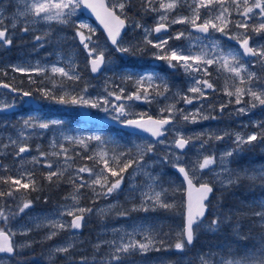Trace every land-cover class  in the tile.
Wrapping results in <instances>:
<instances>
[{
  "label": "snow or ice",
  "instance_id": "6c2138e0",
  "mask_svg": "<svg viewBox=\"0 0 264 264\" xmlns=\"http://www.w3.org/2000/svg\"><path fill=\"white\" fill-rule=\"evenodd\" d=\"M4 0H0V7H2ZM159 3V7H157ZM187 4L191 12L189 16H176L175 10ZM15 7L16 12L12 16L6 17L4 13L9 9ZM233 8L236 15L240 17L238 21L231 19L233 15ZM136 0H7V8L0 10V46H11L13 43L12 33L19 27L21 19L25 22V26L20 29L21 32L27 33L32 31L30 26L40 24H51L55 21L58 24L65 25L75 29L72 39L79 38V44L83 47L87 54L88 66H90L91 73L96 74L101 72L113 63L111 57L114 53L123 56H138L145 55L151 49L154 59L165 61L167 66L173 71L183 70L189 77H191L192 84L188 88V92L193 95L189 96L187 93L182 94L177 91L172 97L179 98L177 102L182 101L185 105H192L194 102L200 103L202 107L197 108L193 113H187V109H178L175 103L168 104L161 109L162 118L154 119L152 116L141 115L135 119L128 118L132 115V105L125 103V101H140L151 103L157 96H162L166 100L169 99L165 94L169 92L170 85L165 77H163L154 68L138 70L132 68L110 69L116 72L118 78L126 83L131 82L135 86V91H128L123 86H117L112 91L107 92V96L92 97L88 94V88L85 86L80 91L73 88L72 92L64 95L55 96L51 94L50 90L41 88L39 91L45 99L54 100L61 105H72L79 108L98 109L107 113L112 119L133 130L148 133L151 141L146 143L136 144V153L133 155L131 151L124 152L117 148L111 147L115 142L111 137H106L100 132L77 133L74 135L64 134L63 140L69 143H76L88 148L90 142L95 141L100 146V150L94 153L93 156H88V160H94L96 164L101 161L103 167L99 170L96 167L81 166L76 169L75 173L70 174L68 182L74 186V191L70 193L72 198V205H64L63 211L59 212L58 216L72 217L70 223L62 221L61 219L45 217L47 227L51 231L47 234L45 239H52L58 234L59 230L69 229L73 232L80 230L85 219L84 214L93 211V208L78 207L79 193L83 188H91L93 196L108 199L113 193L121 191L122 185L126 179L125 173L129 168L135 165L134 172H143L147 177L146 188H138L133 185L132 192H139L141 199L140 205H134L133 210L149 211L155 210L156 207L170 209L173 207L165 197L167 189L158 181L149 170L150 165L145 161V157L149 154H155V145H165V155L163 158H158L159 163L171 164L176 171L181 174L183 181L188 186V199L185 212V225L183 232L180 233L181 239L175 243L174 247L177 251H183L185 248V241L187 245H191L194 240L195 232L203 224V217L209 210V198L213 193V185L208 182L200 183L199 187H195L193 180L201 178L205 170H212L211 166L216 163L215 154L203 155L202 161L199 156L203 154L206 143H201L197 152V159L194 161L185 162L183 160L185 150L191 145L192 138L185 137L183 133L175 127L174 119L177 114L183 116L184 121L195 123L197 117L202 119L215 118L208 115H200L203 112V100L208 97V90L216 91L214 83L211 82L212 73L210 69L213 66L217 67V71L226 72L230 78L239 81V85L233 84L235 91L225 89V95L229 97L228 103L231 104L232 97H235V104L241 105L244 103V97L248 96L251 99L247 101L251 107H256L257 104L264 106V76H258L256 73L249 71L247 62L244 57H253L256 62L260 64L262 71H264V44L257 46L251 43L253 37L251 33L257 36L264 37V0H173V2H164V0H140V10L145 14L154 13L157 16L156 24L153 28L147 27L141 20L136 19ZM89 10L100 25L103 26L106 33V40L101 41L96 35V28L83 19H78V13ZM175 16V18H173ZM255 17H259L260 22L257 24L250 23ZM7 21V22H6ZM233 23L235 28L243 31L233 34L231 31ZM172 24L190 25L193 32L179 31L175 36L167 35L169 27ZM128 29H132L133 36L125 39L128 34ZM85 30L87 34H85ZM164 33V36L160 34ZM219 33L229 40H234L242 49V53L235 48H228L225 50L221 41L214 35ZM49 35L46 31L43 36H35L34 41L39 42V47L45 46V37ZM155 36V40L153 39ZM186 39L189 41L187 46H174L170 43L172 40L179 41ZM109 44L111 48H109ZM54 63L51 66L33 65H14L11 66L12 72H20L23 74L35 73L46 74L50 71L53 75L58 74L60 77H67L70 81H78L82 77L78 74L77 69L73 66L71 70H66L63 66H58ZM7 75V70H2ZM195 74V75H193ZM30 82L35 83L31 80ZM114 83V81H113ZM0 88L10 89L11 92L17 93L21 99L19 103L23 104L24 97L32 98L31 91L19 90L8 83L0 82ZM155 93V95H153ZM114 97L113 99H109ZM119 102V103H116ZM17 100L13 98L11 103L0 102V113L11 112L15 109ZM228 105L221 103L220 111ZM208 107H213L208 105ZM116 115L113 116L112 113ZM167 115H163L164 113ZM238 114H246L248 108L241 106L236 109ZM86 115V113H85ZM63 121L42 119L37 114H30L27 119L23 120V125L18 129L16 125H12L16 129V134L7 137V143L0 142V153L13 156L14 158L23 159V154L31 151L28 144V138L33 135H41L42 130H49L62 126ZM4 127H8L5 123ZM264 128V124L260 125ZM176 133L175 139L169 141L167 136ZM134 134H136L134 132ZM223 135H215L216 140H222ZM264 143V132L252 133L247 136L237 134L235 143L237 149L245 145H252L253 142ZM58 141H52V147H57ZM39 157H32V164L39 165L43 162V167L48 169L45 174V179L58 184L64 177L65 171L70 167L72 157L68 154L69 149L63 143H59V151L46 153L40 151ZM112 153L109 156V153ZM118 152V155H117ZM48 155L57 157L56 161L48 160ZM64 156L63 162L59 157ZM79 155V154H78ZM233 155L232 151H228L219 157L220 172L215 173L217 181L221 186H229L237 183L241 177L235 175L232 169L228 166V158ZM113 166L114 162H117ZM122 165V166H121ZM5 171H8L7 165H0ZM55 168V170H53ZM87 173V177L82 174ZM55 178V179H54ZM246 178L252 181L259 179L262 186H264V170L259 171V175H251ZM0 185H6L8 190H3L0 186V198H5V206L8 205V198L15 201L17 195L21 193V189L28 191L38 190V184L33 174V170L25 169L20 172L18 177L11 175H0ZM99 186V190H97ZM195 191L197 196L195 200L192 198V192ZM67 199V198H66ZM0 206V220L3 221L4 227H0V254H9L11 256L15 252L12 242V231L8 226L9 221L14 219L16 215L24 213L26 209L32 206V201L27 200L19 207V213L13 211L10 206ZM258 211L253 212V216L258 217L262 226H264V203L259 205ZM79 213V214H77ZM126 216L127 212L121 213ZM219 216L213 219L207 226L210 231H215L219 227ZM45 226L42 222L37 223L36 227ZM139 232L145 233L144 241H137L133 237ZM129 237L125 242L124 237H121L120 242H111L114 251L110 254V259L107 264H123V256L133 251H139L141 254L148 251H160L161 248L155 247L157 234L155 233V226L153 225H137L134 226L131 232L126 233ZM161 244L163 242L161 241ZM101 244L94 245L97 252L101 248ZM73 245L68 243L67 246H57L53 249L56 254L68 253ZM79 264H88V259L82 257ZM221 264H264V246L256 251L253 255H246L241 260L222 261Z\"/></svg>",
  "mask_w": 264,
  "mask_h": 264
},
{
  "label": "rangeland",
  "instance_id": "374dc122",
  "mask_svg": "<svg viewBox=\"0 0 264 264\" xmlns=\"http://www.w3.org/2000/svg\"><path fill=\"white\" fill-rule=\"evenodd\" d=\"M164 2H173V0H164ZM157 7H159V3H157ZM3 8H7V0H4L0 10ZM135 10L137 12L136 19L141 20V22L149 28H153L155 26L157 20L156 14L148 13L151 14V16L147 19L138 15V12L140 11V0H136ZM16 11L17 9L12 7L9 8L4 13V15L10 18ZM175 15L189 16L191 15V12L188 9L187 4H181V6L175 10ZM77 18L83 19L90 23L94 28H96V35L100 38V40H106L97 26L92 21L84 18L82 13H78ZM173 18H175V16H173ZM231 19L234 22L240 19V17L236 15L234 8ZM259 22V17H255L253 21H250V23H255L257 25ZM24 26L25 22L21 19L19 22V27L12 33V38H18L17 40L22 39L21 37L23 32H21L20 29ZM30 27H32L33 30L29 31L28 33H24L23 39L20 41L24 44V47L27 51L26 54H23L22 52L19 53L21 59L23 60L22 62H26V65L27 62H29L33 66L37 64H40L41 66H51L52 64L59 61L58 66H63L66 68V70L70 71L74 66L82 79L74 82L68 80L67 77H60L58 74L53 75L50 71H48L46 74L42 73L38 75L40 79L39 83L25 81L27 84V87L25 88L26 90L29 89L34 93L38 91L36 95L38 97V102H40L42 105V108L39 111H32L31 113H26L23 111L20 114L21 124L19 125H16L10 121L11 117H9L10 115H8V112L0 113V142L7 143V137L9 135L14 136L16 134V129H14L12 125H16V128L18 129L23 125V120L27 119L30 114H37L42 119L47 121L61 120L63 121V124L59 129L53 127L49 130H42L41 135L30 136L27 142L31 147V151L23 154V159L14 158L13 156L0 153V157L4 159V163L2 165H7L8 169V171H5L3 168H0V175H11L18 177L20 172L25 169H31L36 172V169L43 167V162L39 165L32 164V157H39L37 147H39L40 151L50 154L53 151H59V143H63L64 146L69 149L68 154L77 160L76 163H74L73 159L70 161L71 167L65 171V175L61 179L62 182H68L69 175L75 173L76 169L81 166L87 165L90 168L95 166L97 170L103 167L102 161L99 164H96L94 160L87 159L88 156H93L94 153L99 152L100 146L97 144V142H90L88 148L85 149L79 144L64 141L63 136L61 135L62 132L68 135H74L77 133H83L84 135H87L89 133L100 132L104 136L111 137L113 139L115 143L111 147L117 148L118 150H122L126 153L131 151L133 155L136 153V144H142L146 143L147 141H151V139L147 137L131 134L112 126L97 123L88 124L85 121H82V117L93 116L100 119H109L117 124L118 122L112 119L107 113L98 109L79 108L72 105H61L56 103L54 100L45 99L42 93L39 91L41 88L50 90L51 94L58 97L60 95L72 92L73 88H75L77 91H80L85 88V86H87L88 94L90 96H107V92L114 90L117 88V86H123L128 91H135L134 84L131 82H122L116 75V72L110 69H116V66H119V68L135 67L138 70H151L154 68L166 78L168 84L170 85L169 92L165 94L169 97V99L166 100L162 96H157L156 99L151 103L145 102L143 100L125 101V103L132 105V115H130L128 118L135 119L141 115H144L145 118L149 115L155 119L162 118L161 109L172 103H175L178 109H187V113L185 114L193 113L197 108L202 107V105L197 102H194L192 105H185L182 101L177 102L179 98H172L177 91H180L182 94L187 93L189 96L193 95L192 93L188 92V88L192 84L191 77H189L183 70L173 71L167 66L165 61L154 59L152 52L155 50L151 49L150 45L148 46L150 50L147 54L138 56L120 57V55L114 53L113 50V55L111 57L113 63L105 68L98 77L92 78L90 75H83V72L86 71L84 67H87L88 65L87 54L84 52L83 47L79 44V38L77 37L75 40L72 39V36H74L75 33L74 28L58 24L55 21H53L50 25L41 22L40 24ZM190 28V25L172 24L169 27L170 30L167 35L175 36V34L179 31H185L187 34V32H191ZM46 31L49 32V35L45 37V46L39 47V42L34 41L33 35L37 34V36H43ZM231 31L233 34H235L236 32L243 30L235 28V23H233ZM85 34H87L86 30ZM133 34L134 33L132 29H128V34L125 39L131 38ZM193 35L195 34L193 33ZM214 35L221 41V45L225 50L228 48H235L239 50V45L236 43V41L229 40L227 37H223L219 33H215ZM251 35L253 37L251 43H254L257 46L264 44V37L257 36L255 33H251ZM153 39L155 40V36H153ZM170 43L174 46H187L189 41L186 39H181L179 41L172 40ZM109 48L111 47L109 46ZM36 51L40 53L42 60L38 54L35 60L32 61V55L34 54L32 52ZM1 52L2 51L0 50V53ZM29 59L32 60L29 61ZM244 61L247 62L249 71L256 73L258 76H264V71H262L260 64L256 62L255 58L249 60L244 59ZM18 63L19 61L15 62V65H18ZM210 71L212 73L211 82L214 83L216 91L213 92L212 90H208V97L207 99L203 100V112L200 115H208L215 118L202 119L198 116L197 122L192 123L190 122L191 118L189 121H184L183 116L177 114L174 119V124L175 127L179 129L185 137L192 138L191 145L183 157L185 162L194 161L197 159V152L201 143L204 142H207L206 147L203 151V154L199 156V159L202 161L203 155L215 154L216 163L211 166L212 170H205L202 175V179L198 177L193 180V182L197 185L205 181H208L213 185V188L215 189L213 196L214 199L210 200L209 207H213L211 211L215 212L216 209L214 208L217 205L218 197L225 194L226 190L231 186H221V184L216 179L215 173H219L221 170L219 157L222 154L228 151L233 152V155L228 158V166L232 169L235 175H240L243 179H247L246 175L258 176L259 171L264 170V161H262V164L248 161L242 165H233L237 148V145L234 142L236 135L240 134L242 136H247L254 132H264V128L260 127V125L264 124V106L257 104L256 107H251V105L247 103V101L251 99L248 96L244 97V103L241 105L235 104V97L231 98L233 102L229 104V97L225 95V89L227 88L228 90L235 91L233 84L239 85V81H233L226 72L217 71L216 66H213ZM153 95H155V93H153ZM109 99L114 100V97H110ZM0 102L11 103L6 99L5 95L0 96ZM221 103L228 105L226 108H224L223 112L220 111ZM208 105H212L213 107H208ZM16 106L25 109L24 103L21 104L17 102ZM241 106L248 108V112L246 114H238L236 112V109ZM83 112H86V115L83 114ZM25 113L26 115L23 117ZM112 115L115 116L116 113L113 112ZM163 115H167V113L165 112ZM2 118L8 119L7 122H2ZM5 123L8 124V127H4ZM215 135H223L224 138L222 140H216ZM175 136L176 133L173 131L167 136V139L169 141H173ZM53 140L58 141L57 147L55 149L52 147ZM253 143L257 151L263 154L264 143L259 141ZM155 149V154H149L146 156L145 161H142V163L147 162V164L150 165L149 170L151 173L156 176L163 187L167 189V195L165 199L169 203L173 204L172 208L164 209L156 207L155 210L150 209L149 211L133 210L134 205H140L141 199L139 192L131 191L132 186L135 185L138 188H144L147 190V177L143 174V172H134L135 165H133V167L129 168L128 172L124 174L126 179L122 185V190L113 193V195L108 199L95 197L93 196L91 188H85V202L84 193L82 189L80 190L78 207L93 208L92 212L84 214L85 221L80 232L62 229L59 230L58 234L52 239H45L51 229L46 226L47 221L44 220V218H56L70 223L72 217L65 215L61 218L58 216V214L59 212L63 211L64 205H72L73 201L70 196L69 199L64 203L56 205L53 204L49 207L43 208L39 205L36 206V203H38L40 200L45 201V199H38V196H36L33 201L31 200L32 206L29 209H26L24 213L16 215L14 219L9 221L8 226L11 228L13 233L11 238L15 252L11 257L0 255V264H13L16 261L17 256L25 252L27 253V257L41 258L43 260V263L41 262L42 264H59L62 261V264H70L68 261L71 259L77 260V264H79V261L82 257H86L88 259V264H107V261L110 259V254L114 251L111 246V242L115 241L116 243H119L121 237H124L125 242H127L129 237L126 235V233L131 232L133 227L137 225L155 226V233L157 234L155 247H159L161 250H152L144 254H141L138 250L133 251L123 256V264H168L170 258L174 259L176 263L186 264L190 257L188 256L186 248H184L183 251H177L174 247L175 243L181 239L180 233L183 232L184 184L178 177L177 173L173 171L171 164L159 163L158 158H163L165 155V145H155ZM111 155L112 153L110 152L109 156ZM47 159L56 161L57 157L48 155ZM59 160L63 162L64 156L62 155L59 157ZM116 163H118V161ZM44 170L46 174L48 169L44 168ZM53 170H55V168ZM82 175L87 177V173ZM0 186L3 187V190H8L6 185ZM97 190H99V186H97ZM254 199L255 198L248 197L244 203V206L248 209H253V212L260 210L259 205L264 203V199H262V201L259 199ZM27 200L29 199H24V196L18 194L15 201L11 200V198H8L7 206H10L13 211L19 213V207H22L23 203ZM0 206H5V198H0ZM7 206H5V210H7ZM125 211L127 212V215L122 216L121 213H124ZM253 212L247 213V211H245L243 212V217L252 218V222L256 224L255 228H264V226L261 225L259 218L253 216ZM40 222H42L45 226L37 228L36 224ZM4 226L5 225L3 221L0 220V227ZM207 226L208 223L203 220V224L196 232L206 233L208 231ZM262 232L264 235V229ZM144 235L145 233L139 232L133 238L137 241L146 242L144 241ZM161 241L163 244H161ZM68 243L73 245V247L69 249L68 253H54L53 249L55 247L67 246ZM97 243L102 245L99 252H97L94 247V245ZM257 246H253V249L256 250ZM262 246H264V238ZM79 252L83 253L84 255H77ZM193 252H197L196 249ZM93 257H100V260L97 262L95 260H91ZM215 257V260H207L206 258V261L203 262V260H200V263L221 264L222 261H239V259H227L225 257L220 258L217 257L215 253L210 254V258ZM18 260H20V257ZM198 262L199 259L197 260V263Z\"/></svg>",
  "mask_w": 264,
  "mask_h": 264
},
{
  "label": "trees",
  "instance_id": "16d2710c",
  "mask_svg": "<svg viewBox=\"0 0 264 264\" xmlns=\"http://www.w3.org/2000/svg\"><path fill=\"white\" fill-rule=\"evenodd\" d=\"M138 15L145 19L151 16V14H145L141 10L138 12ZM84 68L86 71L83 72V75H89L87 67L85 66ZM72 159L74 163H76V158ZM248 161L260 164L264 161V153H259L254 143L252 145L242 146L239 149L236 148L233 165H242ZM115 164L116 162L113 163V166H115ZM33 174L38 184V190L25 193V190L21 189V193H23L22 196H24V199L33 201L36 196H38V199H45V201L40 200L38 203L35 201L36 206L39 205L44 208L53 204L64 203L69 199L70 193L74 191L73 185L69 182L64 183L60 180V182L56 184L46 180L44 178L45 170L43 167L36 169V172L33 171ZM82 191L86 202V189L83 188ZM248 197L261 201L264 199V186H262L259 179L252 181L241 178L237 183L232 184L229 189L226 190L225 194L218 197L217 205L214 208L216 209L215 212L211 211L213 207L210 206L205 221L209 225L213 219H217V216H219V227L215 231H210L208 229L206 233L196 232L194 234L192 247L188 248L185 244L188 256H190L186 264H201L200 260L204 262L206 258L207 260H215L216 257L210 258V254L212 253H215V255L220 258L225 257L227 259L232 258L241 260L246 255H253L262 247L264 238L262 230L264 228H255L256 224L252 222V218L243 217V212L247 211V213H252L254 211L244 206ZM212 199H214V197H212ZM253 246H257L256 250L253 249ZM195 249L197 252L194 253L193 251ZM77 255L82 256L84 254L79 252ZM19 257L20 260H18ZM198 259L199 262L197 263ZM91 260L97 262L100 260V257H93ZM28 262L29 264H40L41 262L43 263V260L41 258L27 257V253L25 252L19 254L13 264H28ZM62 262L59 264H62ZM68 262L70 264H77V260L75 259H71ZM169 263L182 264L176 263L172 258L169 259L168 264Z\"/></svg>",
  "mask_w": 264,
  "mask_h": 264
},
{
  "label": "flooded vegetation",
  "instance_id": "af4514ba",
  "mask_svg": "<svg viewBox=\"0 0 264 264\" xmlns=\"http://www.w3.org/2000/svg\"><path fill=\"white\" fill-rule=\"evenodd\" d=\"M23 35H24V33H22V37H21L22 39H23ZM33 36L35 37V36H37V34L33 35ZM17 39L18 38H12L13 43L11 46H7V47L0 46V50L2 51L0 53V61H1L0 62V82L8 83L10 86H14L19 90L30 91L29 89H27V90L25 89L27 87V84L25 83V81L30 82L29 76H31V80L35 81V83H39L40 79H39L38 75L35 73L23 74L20 72H12L11 71V66H14L15 62H17V61H19L18 65H26V62H22L23 60L21 59V57L19 55L20 52H22L23 54H26V52H27L26 48L24 47V44L20 42V41H22V39H20V40H17ZM11 50H12V52H11ZM32 53H34L32 55L33 60L29 59V61L30 60L34 61L38 54L40 56V53L37 51L32 52ZM40 58H41V56H40ZM41 60H42V58H41ZM28 64H30V63L27 62V65ZM5 69L7 70V75H5L4 72L2 71ZM45 82H46V80H45ZM1 95H5L6 99L9 102H12L14 97L18 103L21 99V97L18 94H10V93H7L5 91L0 92V96ZM35 99L38 100L37 95H36ZM26 109H27V107H25V109H22L21 107L20 108L17 107L14 111H11L10 113L8 112V115H10L13 122L15 121V122L21 124L20 114L23 111H25L27 113ZM26 113L23 115V117L26 115ZM11 114H13V115L11 116Z\"/></svg>",
  "mask_w": 264,
  "mask_h": 264
},
{
  "label": "water",
  "instance_id": "95a60500",
  "mask_svg": "<svg viewBox=\"0 0 264 264\" xmlns=\"http://www.w3.org/2000/svg\"><path fill=\"white\" fill-rule=\"evenodd\" d=\"M105 2H106V0H105ZM107 3V2H106ZM83 13V15H84V17H86V18H88V19H90V20H92L95 24H96V26L99 28V30L102 32V34L104 35V37L106 38V33L104 32V29H103V26L102 25H100V23H99V21H97L96 20V18H95V15H93L89 10H85L84 12H82ZM190 31L191 32H193V29L191 28L190 29ZM194 33V32H193ZM161 34H164V33H161ZM196 34V33H195ZM110 45V44H109ZM111 46V45H110ZM240 51H241V53H242V49H240ZM245 59H249V58H253V57H244ZM103 71V70H102ZM101 71V72H102ZM89 72H90V75L92 76V77H97L101 72H98V73H96V74H93V73H91V70H90V66H89ZM1 89H5V88H1ZM5 90H8V91H10V89H5ZM27 98V97H26ZM28 99V98H27ZM29 102H32L35 106H38V104L34 101V100H32V99H28V104H29ZM84 114L86 113V112H83ZM83 120L85 121V122H97V123H100V124H108V125H114V122L113 121H110V120H107V119H105V120H100V119H96V118H93V117H83ZM117 127H119V128H121V129H123V130H125V131H127V132H129V133H133L134 134V132L137 134V135H141V136H146V137H149L150 139H152V137L148 134V133H144V132H140L139 130H133V129H130V128H128V127H125L124 125H122V124H118L117 125ZM186 150H187V148H186ZM185 150V151H186ZM173 170L177 173V175L179 176V178L182 180V182H183V184H184V217H183V230H184V225H185V212H186V204H187V199H188V186H187V183L185 182V181H183V177L181 176V174H179L177 171H176V169L175 168H173ZM194 183V182H193ZM194 185H195V187H199V185H196L195 183H194ZM212 195H213V193L210 195V198L212 197ZM196 196H197V193L195 192V191H193L192 192V198H193V200H195V198H196ZM210 198H209V200H210ZM208 212V211H207ZM207 212H206V214H205V217H206V215H207ZM205 217H203L202 219L204 220L205 219ZM81 230V229H80ZM80 230H77V231H80ZM186 242V241H185ZM187 244V243H186ZM193 244V243H192ZM192 244L191 245H187L188 247H191L192 246ZM0 255H6V256H9V254H0ZM13 255V254H12ZM11 255V256H12Z\"/></svg>",
  "mask_w": 264,
  "mask_h": 264
},
{
  "label": "bare ground",
  "instance_id": "6f19581e",
  "mask_svg": "<svg viewBox=\"0 0 264 264\" xmlns=\"http://www.w3.org/2000/svg\"><path fill=\"white\" fill-rule=\"evenodd\" d=\"M255 200V199H254ZM260 247V246H259ZM192 256V255H191Z\"/></svg>",
  "mask_w": 264,
  "mask_h": 264
}]
</instances>
